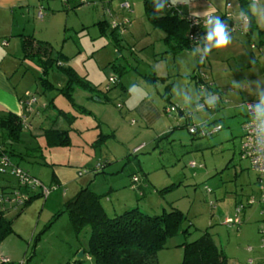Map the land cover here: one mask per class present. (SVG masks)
Instances as JSON below:
<instances>
[{
  "label": "rangeland",
  "instance_id": "obj_1",
  "mask_svg": "<svg viewBox=\"0 0 264 264\" xmlns=\"http://www.w3.org/2000/svg\"><path fill=\"white\" fill-rule=\"evenodd\" d=\"M207 1L225 4L226 0ZM229 2L232 5L231 9H229L231 12H241L238 0H229ZM261 2L264 3V0H261ZM249 5L250 3L247 4V8ZM95 15L92 16L89 10H85V12L74 13L71 19L69 18V25L73 22L71 25L75 26V29L70 28L64 32L66 36H69L67 40L69 45L65 46V50L69 52L70 61L68 62L76 71V75L83 76L90 83L99 87V90H95L94 93L104 97V92L110 88L113 97L110 100L101 98L102 103L99 101L95 102L94 100H90L89 97L90 95L92 96L93 91L76 85L72 90V99L69 100V97L58 90L60 87H65V76L56 70H52L48 78L54 84V87L48 89L49 100L47 101L52 105L50 107H60L71 117L72 122L63 118L65 119V126L74 124L73 126L83 130V135L79 138L77 134L75 135L76 130H69L72 142L69 146L48 147L43 143V140L37 139L38 141H35L28 137L29 134L26 130H23L21 138H23L24 142L30 146L42 145L41 151L38 152L41 155V160L29 163L26 159L11 156V161L18 162V166L26 171H30V173L28 172L30 176L31 172L36 174L39 169L42 172L44 171L46 175L44 176L41 172L40 177L42 181L39 180L43 185L48 187L47 182L49 181L48 176L51 174V169L47 167L51 166L50 163L70 164L73 167H81L83 170L82 176L85 177L83 181L97 177L92 182L91 188L95 189L98 193L104 190L105 181L101 180V173H95L92 168H96L99 163L100 165L101 163L103 164L104 161L109 162V165L106 167L109 169L106 172L113 170L114 173L112 175H105H116L117 179L128 180L130 174H135V176L144 181L146 187L143 186L141 190L145 191V196L138 197L139 191L134 190L133 192L138 201L141 200L143 202V205L149 202L154 206L159 198L163 199L166 203L171 202L175 207L181 209L187 216L184 225H187L189 222L191 223L189 227L191 233H189L190 235L187 237V240L196 238L199 232L207 229L209 234L211 233L216 240L217 246L223 250H225L226 246L229 252H234L236 246L244 248L247 243L244 240L242 231L240 232L236 227L223 225V221L220 218L226 216L232 217L235 207L231 206V204H233L234 199L242 198L245 194L251 193L250 188H253L254 192L247 195L248 198L250 196L256 198L251 207H258L255 214L257 217H264V207L260 206L258 202L259 189L255 181L257 174L249 168L247 160H241L236 157L239 148L237 144L238 139L229 140L222 143L221 146L215 143L218 141L216 139L217 133L202 137L192 135L188 133L184 120L186 119V112L189 110L194 113L193 118L196 122L193 124L195 125L205 123L204 121L198 122L197 120H202L203 118L205 120L208 114H211V117H215V111L207 110L215 101V91L212 87L215 82L225 86L232 85L230 89L238 92L253 82L251 80L253 78H244L243 75H252L255 72L258 74V79L256 80L260 84L257 93H264V24H259L255 18L251 40L244 31L236 30L232 32L233 38H235L234 33H242L243 35H240L245 37L241 39L242 48H238V50H236V46L228 45L222 50L213 49L206 60H201V56L198 55L197 64L193 65L195 68L183 61L182 73L173 82L174 86L171 97L172 102H178L180 107L185 110V113L179 116L176 109L177 105L173 103V105L163 108L167 119L170 118V120H163V125L159 121V124L152 126V128H147L144 124L139 123V121L135 122L136 124L131 123V119H135L133 116H129L124 122L121 117L114 118L112 116L111 108L114 109L113 111L117 115L119 113L114 103L118 100V96L116 95L120 88L115 93V83H109L108 79L116 77L119 80L121 75L125 77L124 82L127 81L130 84L137 83L136 85H139L136 87L135 95L140 91L144 92L145 89L153 93L154 86L148 85L149 83L146 82V78L144 79L143 76L141 78L139 75L149 73L150 68L147 62L144 61L139 65V74L132 72V70L135 71L134 67L137 63L133 60L134 58L131 54L132 52H129V47L126 44H122L120 47L115 45V43L110 44L107 39L109 36H105L107 43L104 42L103 37L99 36V30L91 24V19L97 18ZM57 21V25L62 24V17ZM80 23L86 24V27H83ZM128 25L129 23H127ZM51 34L52 37L50 38H52L51 44L53 50L60 49L63 42L61 38L62 32H58L57 35L55 31H52ZM252 42L257 46L253 50L250 49ZM244 53L251 55L255 63L247 64L246 62L249 59L247 61L241 55ZM237 54H239L238 62L235 59V55ZM35 67L32 66L26 70V77H28V81L32 82L33 90L37 88V83L34 81L37 71ZM23 69V67H20L19 71ZM172 76L174 77V75ZM233 81L240 85L238 89L233 87ZM199 96L204 98L203 102L195 101ZM92 99L98 100L95 96ZM80 106L86 110H83ZM200 106L202 107L200 108ZM108 107L110 108L109 110ZM87 110L90 111L86 112ZM93 115H95V118ZM103 118H106L109 123L102 122L101 127H99L97 123L98 121L101 122ZM221 122H223V130L219 131L220 134L225 133V131L231 128L230 124H227L226 121ZM106 124L109 125L107 126ZM165 124H170V127H167L168 125ZM214 125L215 122L212 125L209 124L207 128ZM238 125L234 121L233 127L235 129L239 127ZM166 128L171 129L172 132L153 139L156 130ZM101 136L102 141L100 140L98 143H95V141L91 144L90 142H84L90 138L93 139ZM80 141L85 145V149L83 150H80L77 144L81 143ZM139 144L138 152L136 154L133 153L132 147ZM232 157H234L237 164L241 161V167L234 168L231 166L228 160ZM191 162L201 165V167H191ZM226 164L229 167L222 169ZM238 171L242 174L235 176V174L239 173ZM0 179L2 181L0 184H9L8 182H10V185H14L16 183V178L12 174H4ZM170 184L177 185L169 191L158 192V197L151 196V191L155 188L152 186L162 188ZM56 188L58 186L54 184L51 186L46 197L37 196L34 198L20 215H16L17 211L15 210H10L7 213L6 217L13 218V229L27 235L26 239L30 245L27 247L28 251L24 253V258L28 264H65V260L68 262L73 257H77L75 250L80 246H84L83 244L88 240V227H85L76 237L73 230L69 227L70 222L68 214H66L67 212L65 211L60 213V215H56L64 208V201L68 200L76 191L71 194L67 189L69 188L68 186H60L58 189L59 193L62 194L63 201H60L58 204L56 203L54 207H45L44 202L51 193L56 191ZM215 190L218 192L216 198L214 195ZM101 198L104 199V196L102 195L100 200ZM244 200L241 203L246 204V200ZM261 209L262 213H260ZM108 216H112L111 213H108ZM257 224L259 230L261 225L259 222ZM176 237H180L181 240L185 239L182 235L178 234L168 239V241H172ZM164 251L165 256L161 259L162 262L181 264V250L177 252L174 248ZM63 257L67 259L61 261ZM23 259H18V262H22ZM84 264H94V262L90 257H87L84 260Z\"/></svg>",
  "mask_w": 264,
  "mask_h": 264
},
{
  "label": "crops",
  "instance_id": "obj_2",
  "mask_svg": "<svg viewBox=\"0 0 264 264\" xmlns=\"http://www.w3.org/2000/svg\"><path fill=\"white\" fill-rule=\"evenodd\" d=\"M143 1L144 0H0V116H3V114H6L8 112L16 115L20 118L23 124V130H26L28 132V137L34 139L35 141L43 140V143H45V140L43 139V132L45 129H48L50 127L52 129H66L68 130V134L70 132L69 130H76L75 135L77 134L79 138L83 135L82 129L73 126L74 124L71 126H65V119H63L62 116H56L55 112L57 111V109L62 110V108H57L56 106V108L50 107L51 104L48 103L49 101H47L49 100V94L47 92L48 89H44V87L40 85L39 80H37L40 75V70L37 66L35 67L33 62L28 59L22 58V44L23 39L31 40L33 42V45L37 41L44 42L50 46L53 54L59 52L63 56V58L66 57L68 61H70L69 52H67L68 50H65V46L69 45V42L67 41L69 36H66L64 32L65 30L70 28L75 29V26L71 25L73 24V22L69 25V18L71 19V16L74 13L76 14L78 12H85V10H89L92 16L96 14L95 16L97 18H92L91 24L99 30V36L103 37L104 42L107 43L108 39V42L110 44L114 43V40L111 37L113 28L111 27L110 22H113V20L115 22H121L125 18L128 19L127 22L129 23V25H126L125 30L123 32H119L117 30L116 32L120 37V45L126 44L127 47H129V52H132L131 54L133 55V60L137 63V65L134 67L135 71L132 70V72L139 74V65L144 61L147 62L148 67L150 68L149 73L147 72L146 74L139 75L141 78L142 76L144 77V79L146 78V82L149 83L148 85L154 86L153 93L148 92L145 89L144 92L140 91L135 95L136 87L139 85H136L137 83L130 84V82H124L125 77H122L120 75L118 82L114 84V86H116V89L114 90L115 93L120 88L117 92L118 94L116 95L118 96V100L114 103L119 113L117 115L115 111H113L114 109L111 108L110 111L112 112V116H114V118L121 117L123 122L129 116H133L135 117V119L132 118L131 123L136 124L135 122L139 121V123L144 124L147 128H152V126L159 124V121L162 122L163 120H170V118L167 119V115H165L163 108H167L169 107V105H173V103L174 105H177L176 109L179 116L183 115L185 113V110L180 107L178 102H172L171 95L172 88L174 86L173 82L175 79H178L179 75H181L182 73L181 69H183V61L187 64H191V67L194 64H197V56L202 55V51H196L197 46H199V48L202 50L205 46V43H202L203 45H196L192 49H183L178 52L172 53L169 46H167L168 44L165 40V33H163V30L157 26H154L147 18L145 10L143 9ZM168 2L171 3V0H168ZM226 2H229V0H226L224 3ZM123 3H127L129 5V8L124 9V7L122 6ZM223 5L225 4L215 3V1L212 2L207 0H189V3H182L179 8L184 15H192V13L194 12L202 13L208 7H211L212 9H214L215 14L219 16L225 12V6ZM238 13L239 12H235V14L237 15ZM202 16L203 15H201L200 18ZM61 17L62 24H60V28V25H57L56 22H58L57 20H60ZM80 24L83 27H86V24ZM52 31H55L57 35L58 32H62L61 38L63 42L60 46L61 48L58 50H53V46L51 44L52 38L50 37H52ZM240 34L234 33L235 38H233L232 43L230 44V46H236V50H238V48H242V43L240 41L242 38H245L244 36H242L243 34ZM252 34L253 33L250 34V40L252 38ZM105 36L109 37H106L107 39H105ZM252 44L253 48L250 47V49L253 50L257 46L254 42H252L250 46ZM241 55L243 58H246L247 61L249 59V61L246 62L247 64L253 63L254 58L251 55H249L248 53H244ZM235 56V59L238 62L239 54ZM68 61L66 63L71 66ZM32 66L37 69V71L35 70L36 78L34 80L35 83H37V88H34L35 90L32 89V82L28 81V77H26V70ZM20 67H23L24 69L22 71H19ZM193 67L195 68V66ZM254 74H246V76L243 75L244 78H253L251 80L254 83L251 82L250 84H248V86H245L242 91L240 90L238 92L230 89L232 85L225 86L214 81L215 83L212 87L215 91V101L212 103V106L207 108V110L215 111V117H211V114H208L205 120L203 118L202 120L197 121H204L207 125H212V123L214 122L215 125H221V129L216 131V139L218 141L215 143H218L222 146V143H225L229 140L233 141V139L236 138L238 139L237 144L239 145L243 134L242 124L247 119V112H242L240 108L246 101L259 98L261 94H264L257 93V86L260 87V84H258V81L256 80L258 79V74L255 72ZM172 75H174V77ZM95 87H97L96 90H99V87L97 85ZM110 90L111 89L109 88L106 92H104V97L98 95L97 93H94V90L92 96H89L90 100H94L95 102L99 101L101 103V98H103L104 100H110V98L113 97ZM134 95L135 97H133ZM93 96H95L98 100L92 99ZM33 97L35 98V100H32ZM203 100L204 98L199 96L195 101L203 102ZM111 101L113 102V100ZM109 109L110 108L108 107V110ZM193 115V111L189 110L186 112L184 125H186L187 123L196 122L193 118ZM93 116L95 118V115ZM221 121H226L227 124H230L231 128H229L228 131H225V133L220 134L219 131L223 130V122ZM234 121L239 124V127L237 129L233 127ZM102 122L109 123L106 118H103L101 122L98 121L97 125L101 127ZM165 125H168L167 127H170V124ZM166 129L156 130L154 132L155 134L153 139L162 137L163 135L172 132L171 129ZM95 139L96 138H90L88 140H85L84 142H90L91 144L93 141H95ZM6 144L9 143L7 142ZM77 144L80 150L85 149V145H83L82 142ZM38 145L40 146L41 150L42 145ZM15 146L20 150H23L25 146L32 147L23 140L20 144ZM139 146L140 144L138 146H133V150L131 149L132 152L136 154L138 151L134 152V149ZM238 155L236 157H238ZM238 158L242 160V158ZM229 159L230 160H228V162L232 167H241V161L237 164V162H235L234 160V157ZM13 163L17 164L18 162ZM50 164L51 166L47 167L51 169V174L50 176H48L49 181L47 182L49 186H53L54 184L58 186V188H60V186H68L69 188L67 189L71 194L76 191L71 196L73 197L80 188L88 185V188H90L92 192L97 195L104 196V199L101 198V200H99L102 208L105 210V213L107 215L108 213H111L112 216L120 214L123 211L133 207H138L139 209H141V211L147 214H150V211H152L151 215H154L160 213L162 210L171 209V207L174 206L173 203H166L163 199L159 198L157 199V203L154 206H152L149 202L143 205V202H141V200L138 201V198L135 197L133 193L135 189L132 188L131 178L135 174H130L128 180L117 179L116 175L109 176L114 173L113 170H110V172H106L107 169H109L106 168L107 165H109V162L104 161L103 164L101 163L102 167L100 171L97 172L101 173V180L103 182L105 181L104 190H102L100 193L91 188L93 184L92 182H94L97 177H93L88 181H83L85 177L82 176L83 170L80 166V168H78L73 167L70 164L67 165L53 162ZM228 167L229 165L226 164V166L222 169H227ZM93 169L94 168H92V170ZM28 172L30 173V171ZM41 172L42 170L39 169L36 174L31 172V175L41 180ZM238 172L239 173L235 174V176L242 174L240 171ZM42 173L44 176L46 175L44 171ZM257 180L258 179L256 177L255 181L256 186L258 187L259 184ZM139 181L140 189H142L143 186H145L144 181L141 179H139ZM73 183L74 185H72ZM74 186L75 188H73ZM152 187L155 188L151 191V196L156 197L159 192L158 190L161 188H156V186ZM58 188H56V191L51 193L47 197L46 201L44 202L45 207H54L56 203L58 204L60 203V201H63L61 197L62 194L59 193ZM141 191L142 195L139 196L138 194V197L145 196V191ZM250 191L252 193L254 192V189L250 188ZM251 193H247L244 197L239 199L235 198L231 206L233 205L234 207L235 204L242 202L243 199L247 200V195ZM217 194L218 192L215 190V198ZM257 209L258 207L256 208L251 207V205H246L242 211V222L238 227H236L237 230H239L240 232L242 231L245 238L244 240L247 243L246 246L244 248L241 246H236L234 252H229L227 246L225 250L221 248L226 255L227 264H264V232L261 231L264 230V217L259 218L257 217V215H255ZM260 213H262V209ZM224 218L225 217H222L220 218V220L223 221L222 219ZM257 222H259L261 225L259 230ZM70 228L72 230V227ZM13 230L14 233L8 236L0 244V258H7L11 262H17L18 259L24 258V253L28 251L27 247H29L30 244L26 239L27 235L21 234L15 229ZM186 240L187 238L181 240L180 237H176L172 241H167V247L159 250L157 253L156 264H169L167 262L161 261V259L165 256L164 250H171L175 248L177 252L178 250L182 251V247H180L179 245H181ZM83 245L84 246H80L75 250L76 254L86 246V242ZM85 258H87V256ZM65 259L67 258L63 257L61 261ZM75 259L76 257H73L69 261L72 262ZM66 261L67 260H65V263ZM25 264H28L26 263V260Z\"/></svg>",
  "mask_w": 264,
  "mask_h": 264
},
{
  "label": "trees",
  "instance_id": "obj_3",
  "mask_svg": "<svg viewBox=\"0 0 264 264\" xmlns=\"http://www.w3.org/2000/svg\"><path fill=\"white\" fill-rule=\"evenodd\" d=\"M238 1L240 11H244L247 16H251L252 14L247 12V4L249 3L245 0ZM143 6L146 16L151 23L162 29L163 33H165L167 46H169L172 53L183 49H192L196 45H203L201 43L191 44L188 41L187 33L189 32V25L186 17L180 16L173 9L167 10L166 8L161 15L156 16L152 0H144ZM219 17L227 25L236 19L235 17L233 19L225 18L224 13L219 15ZM253 27L254 17L251 18L250 24L246 29L247 37H250V34L253 32ZM116 31V29H113L111 37L115 45L120 47V37ZM22 50V58L30 60L39 68L40 75L38 80L44 89L54 87L48 78L52 70H56L65 76V87H60L58 90L69 97V100L72 99V90L76 85L90 91L97 89L96 85L90 83L83 76L76 75V71L66 63L68 59L66 57L63 58L59 52L53 54L50 46L46 43L37 41L33 45L31 40L23 39ZM80 108L86 110L81 106ZM86 112L89 111L87 110ZM55 114L72 122L71 117L61 109H57ZM191 124L193 123L185 125L187 129ZM22 127L23 124L16 115L8 112L0 116V155L7 154L9 157L14 156L26 159L29 163L38 162L41 160V155L38 154L41 151L39 145L32 147L25 146L23 150L15 146L22 141ZM102 136L96 138L95 143L100 142ZM43 137L48 147H65L71 144V138H69L70 136L66 129H52L50 127L44 130ZM7 142L9 144H6ZM100 169L94 168L93 171L97 173ZM2 177L0 175V178ZM0 182H2L1 179ZM139 185L140 181L134 189L140 191L138 194L141 196L142 191ZM9 186L11 185L0 184V189ZM175 186L176 184H170L158 191L163 193ZM88 187L87 185L80 188L73 197L64 201V208L56 214L60 215V213L67 212L66 214H68L71 224L70 227H72L76 237L85 227L89 228L86 246L82 248L83 256L81 258L76 257L74 261H68L65 264H84L85 256L90 257L94 264H156L157 253L159 250L167 247L168 239L178 234L187 238L190 235L189 233H191L189 231L191 223L189 222L187 225H184V221L187 220L186 214L174 206L171 209L162 210L160 213L154 215L147 214L138 207H133L120 214L108 216L100 204L99 199L101 196L92 192ZM37 196L40 195H32L25 202L24 207L16 212V215H20L26 209L29 202H32ZM7 213L0 211V244L14 233L12 229L13 218L6 217ZM179 246L182 247L181 264H227L226 255L217 246L213 235L209 234L207 229L199 232L196 238L186 240ZM0 263L4 262L0 261ZM4 264H18V261L11 262L9 260Z\"/></svg>",
  "mask_w": 264,
  "mask_h": 264
},
{
  "label": "built area",
  "instance_id": "obj_4",
  "mask_svg": "<svg viewBox=\"0 0 264 264\" xmlns=\"http://www.w3.org/2000/svg\"><path fill=\"white\" fill-rule=\"evenodd\" d=\"M248 3H252L253 0H245ZM230 2L225 3V18L227 19H233L236 18L231 22V24L227 25L230 32H234L236 30L247 32V20L243 17L238 16L234 12H231L229 9H231L232 5H230ZM122 6L124 9H128L129 5L127 3H123ZM179 6H181L180 3H177L175 6H172L171 3L168 2V5L165 7L167 10L173 9L175 10L177 14L180 16L186 17V20L189 25V32L187 33L188 41L191 44L196 43H205L204 38L207 36V31L204 27V17L197 18L192 15H184L181 11ZM237 15V16H235ZM128 19H123L121 22H113L111 23V27L113 29L118 30L119 32H123L126 28ZM251 48H253V44L251 45ZM109 83H117L118 78L116 77H110L108 79ZM108 83V84H109ZM32 100H35L33 97ZM258 105L259 104V98L248 100L243 105ZM202 106H200L201 108ZM168 111V109H167ZM252 116V112H247V119L242 124V137L239 143V149H238V157L242 159H246L249 162L250 169H252L257 174V181H258V189H259V196H258V202L261 204L262 207H264V166L259 164V159L255 155L257 152V144L264 145V139H258L255 129H258L259 122L255 123H249V119ZM206 123H201L199 125L191 124L188 127V133L195 135V136H208L213 133H216V131L221 129V125H214L213 127L207 128ZM139 147H136L134 149V152L138 151ZM260 156L264 157V149L260 151ZM191 167H201V165H196L194 162L190 163ZM102 165L98 164L96 166V169H100ZM4 174H12L16 178V183L14 185H11L9 187H6L4 189H0V211L8 212L10 210L18 211L22 209L25 205V202L29 200V198L34 194H39L40 196L46 197L51 189V186H46L41 183V181L38 178L33 177L32 175L28 173V171L22 169L20 166H17V164L13 163L10 159V157L7 154H1L0 155V175L3 176ZM132 182V188H136L139 183V178L137 176H132L131 178ZM138 189V188H137ZM136 190V189H135ZM139 190V189H138ZM208 192L210 190L206 188ZM140 193V191L138 192ZM256 201V198L254 196H250L246 200V204L238 203L236 204L234 214L233 216L225 217L223 220V224L227 227H238L242 220V211L245 208L246 205H252ZM264 232V230H261ZM1 262L7 263L9 259L7 258H0ZM18 264H25V261L22 260V262H18Z\"/></svg>",
  "mask_w": 264,
  "mask_h": 264
},
{
  "label": "clouds",
  "instance_id": "obj_5",
  "mask_svg": "<svg viewBox=\"0 0 264 264\" xmlns=\"http://www.w3.org/2000/svg\"><path fill=\"white\" fill-rule=\"evenodd\" d=\"M155 15L159 16L163 13L165 7L168 5V0H152ZM177 3H189V0H171V5L175 6ZM247 12H250L252 15L247 16L244 11L238 13V16L243 17L247 20L248 25L250 24L251 18L255 17L259 24H264V3L261 0H253V2L248 6ZM193 16L199 18L201 15L204 17V27L207 31V36L204 38L205 46L201 50L197 46L196 51L201 52V60H206V58L211 54L213 49L222 50L225 49L228 45L232 43L233 37L226 23L220 20V17L215 14L214 9L208 7L202 13L194 12ZM255 63V61H253ZM233 87L239 88L240 85L236 84L233 81ZM257 91H259V86H257ZM211 103V101H209ZM240 110L242 112H252V116L249 119V123L259 122L258 129H255L257 138L264 139V94L259 96L258 105H242ZM264 149V145L257 144V152L255 155L259 159V164L264 166V157L260 156V151Z\"/></svg>",
  "mask_w": 264,
  "mask_h": 264
},
{
  "label": "water",
  "instance_id": "obj_6",
  "mask_svg": "<svg viewBox=\"0 0 264 264\" xmlns=\"http://www.w3.org/2000/svg\"><path fill=\"white\" fill-rule=\"evenodd\" d=\"M82 256H83V251H82V250L78 251V253H77V257H78V258H81Z\"/></svg>",
  "mask_w": 264,
  "mask_h": 264
}]
</instances>
